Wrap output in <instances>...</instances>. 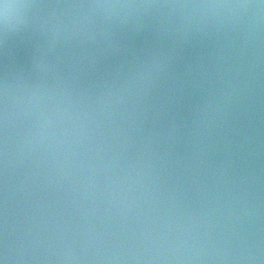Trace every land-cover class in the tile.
<instances>
[{
    "label": "water",
    "instance_id": "1",
    "mask_svg": "<svg viewBox=\"0 0 264 264\" xmlns=\"http://www.w3.org/2000/svg\"><path fill=\"white\" fill-rule=\"evenodd\" d=\"M0 264H264V0H0Z\"/></svg>",
    "mask_w": 264,
    "mask_h": 264
}]
</instances>
